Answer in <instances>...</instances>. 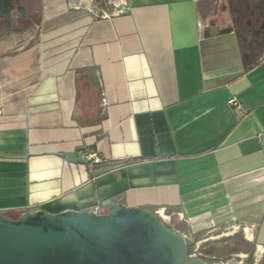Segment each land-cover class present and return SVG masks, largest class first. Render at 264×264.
I'll use <instances>...</instances> for the list:
<instances>
[{"label":"crops","instance_id":"obj_1","mask_svg":"<svg viewBox=\"0 0 264 264\" xmlns=\"http://www.w3.org/2000/svg\"><path fill=\"white\" fill-rule=\"evenodd\" d=\"M103 1L0 0V213L165 208L264 264V0Z\"/></svg>","mask_w":264,"mask_h":264},{"label":"water","instance_id":"obj_2","mask_svg":"<svg viewBox=\"0 0 264 264\" xmlns=\"http://www.w3.org/2000/svg\"><path fill=\"white\" fill-rule=\"evenodd\" d=\"M151 208L0 213V264H209Z\"/></svg>","mask_w":264,"mask_h":264},{"label":"built area","instance_id":"obj_3","mask_svg":"<svg viewBox=\"0 0 264 264\" xmlns=\"http://www.w3.org/2000/svg\"><path fill=\"white\" fill-rule=\"evenodd\" d=\"M108 6L112 9L111 11H97L98 15L103 17H109L112 14H121L126 12L127 3L125 0H111L108 3ZM230 104H236V98L229 100ZM87 160L91 166L99 164L103 159L98 155L97 152H90L87 155ZM98 212V211H97ZM156 214L163 220L166 217H171V214H168L165 208H161L155 211ZM244 233L247 235H252V228L243 227ZM202 241H196L192 249L189 248L188 256L190 258H199L205 260L209 264H246L247 259L249 258V253H236L232 252L230 254H219L216 252H209L207 250V245H201ZM226 243V241H225ZM220 245H222L220 243Z\"/></svg>","mask_w":264,"mask_h":264},{"label":"flooded vegetation","instance_id":"obj_4","mask_svg":"<svg viewBox=\"0 0 264 264\" xmlns=\"http://www.w3.org/2000/svg\"><path fill=\"white\" fill-rule=\"evenodd\" d=\"M16 1V6L15 5H12L11 6V11L13 10H17L18 13H25L26 12V8L20 4L22 0H15ZM233 238H228V239H224V240H219V241H215V242H209L207 244V250L209 252H216V253H219L220 251H225L224 254H230L231 251H235L236 249H238V242L237 243H233L231 240ZM226 241V245H225V248H222V245H220V242H224ZM234 244V245H233ZM221 254V253H219Z\"/></svg>","mask_w":264,"mask_h":264},{"label":"rangeland","instance_id":"obj_5","mask_svg":"<svg viewBox=\"0 0 264 264\" xmlns=\"http://www.w3.org/2000/svg\"><path fill=\"white\" fill-rule=\"evenodd\" d=\"M97 2L99 3V6H102L104 3V1L103 0H97ZM110 11V10H109ZM205 231L203 230H199L197 233H198V238L196 239V241H201L202 239H204V237H205V235L203 234ZM217 234V233H216ZM231 238H234V236H232ZM243 238V237H242ZM245 240V239H244ZM211 242H215V241H211ZM247 242V241H246ZM207 243H209V241L208 242H205V241H202V243H201V245H205V244H207ZM188 244H189V248L190 249H192L193 247H194V245H195V242L194 241H191V240H189L188 241ZM253 258H254V256H253V253H251L250 254V256H249V258L247 259V263L246 264H252V261H253Z\"/></svg>","mask_w":264,"mask_h":264},{"label":"trees","instance_id":"obj_6","mask_svg":"<svg viewBox=\"0 0 264 264\" xmlns=\"http://www.w3.org/2000/svg\"><path fill=\"white\" fill-rule=\"evenodd\" d=\"M256 64H257V61H253L251 52L244 55L245 72L252 70L256 66ZM19 215H13L12 217L18 218Z\"/></svg>","mask_w":264,"mask_h":264}]
</instances>
